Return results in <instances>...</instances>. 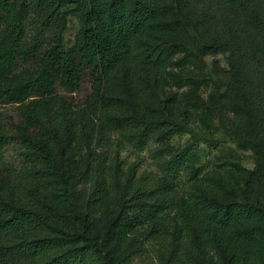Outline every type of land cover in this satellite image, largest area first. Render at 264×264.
<instances>
[{"label": "trees", "instance_id": "16d2710c", "mask_svg": "<svg viewBox=\"0 0 264 264\" xmlns=\"http://www.w3.org/2000/svg\"><path fill=\"white\" fill-rule=\"evenodd\" d=\"M217 55L212 99L188 111L167 95L199 88L193 69ZM85 83L84 99L63 94ZM0 106L19 116L0 133V264H132L144 238L160 241L158 264H264V0H0ZM221 110L253 171L234 150L205 170L197 145L164 147ZM114 133L161 143L156 173L121 168Z\"/></svg>", "mask_w": 264, "mask_h": 264}, {"label": "rangeland", "instance_id": "374dc122", "mask_svg": "<svg viewBox=\"0 0 264 264\" xmlns=\"http://www.w3.org/2000/svg\"><path fill=\"white\" fill-rule=\"evenodd\" d=\"M79 30V18L76 16L71 17L68 30L64 36L67 47L73 45ZM174 66L171 67L170 70L174 73H178L180 69ZM226 69V56L217 55L208 57L205 60L204 66L193 69L191 75L192 79L195 78L197 80L199 88H194L190 82L185 83L183 87L169 84L166 87L167 95L176 94L181 99L184 97L182 103H187L186 108L190 111L191 104L188 99L192 100L193 98H198L203 102H208L211 97L213 98L215 96L218 89H224L226 81L224 77L220 75V72ZM89 93L90 83H85L80 93L71 95L64 92L63 94L68 98L74 96L76 99L82 100ZM18 119L17 106H0V133L1 131L9 130L12 124L17 122ZM232 120L233 114L226 110L215 111L209 121L198 115L195 122L191 123L192 125H190L191 128L188 132L169 137L164 147L167 151L171 149L177 151L190 143L197 145L200 148V165L205 170L212 169L217 164L218 157H224L230 151L234 150L240 154L243 166L253 171L255 168L253 154L249 150H238L236 138L230 128ZM162 148L163 146L161 143L152 140L146 149L140 150L136 147L134 141L128 140L121 133H114L109 137L108 151L117 159L121 168L127 169L137 165L138 178L142 175L147 176L156 173L157 168L154 157L156 154H159ZM6 158L8 162L14 164L19 169L23 167L19 162L18 148L14 146L9 147ZM92 189L93 184L88 181L79 185L78 192L83 197H86L92 192ZM159 246V240L144 238L138 245V252L132 264H158ZM210 256L211 251L209 250L206 256L207 259H209ZM42 261L43 258H41V262Z\"/></svg>", "mask_w": 264, "mask_h": 264}]
</instances>
